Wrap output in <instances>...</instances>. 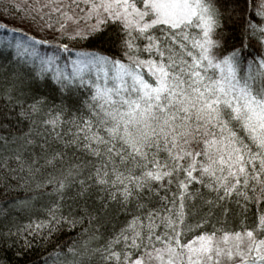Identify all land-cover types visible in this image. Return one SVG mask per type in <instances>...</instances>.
<instances>
[{"label": "snow or ice", "instance_id": "snow-or-ice-1", "mask_svg": "<svg viewBox=\"0 0 264 264\" xmlns=\"http://www.w3.org/2000/svg\"><path fill=\"white\" fill-rule=\"evenodd\" d=\"M86 2L89 3V17L92 13L97 17L96 24L87 29V36L99 39L101 47L69 52L64 67L71 71L57 69L53 75L62 90L69 84L77 86V82L79 87L87 85L92 101L89 106L98 118L97 127L103 126L108 139L98 133L85 139L104 144L108 153L106 159L112 160L114 165L130 162L132 167L142 169L139 176L125 177L113 167L112 183L123 185L121 203L135 196L137 208H143L145 205L138 190L145 185L151 190L149 181H161L174 171L182 170L185 175V181L179 184L181 203L175 215H166L164 221L172 235L164 233L162 240L161 235L155 233L159 213L150 210L144 217L146 224L139 216H132L113 234L106 246H102L107 253L102 258L115 260L116 264H145L146 259L155 260L157 264H213L214 260L215 264H220L224 254L230 260L234 255L240 257L238 264H264V216L259 217L257 225L261 229L260 238L254 236V230H246L243 236L235 232L236 251L229 248L225 252L217 243L215 233L195 234L194 229L199 224L184 223L183 204L186 182L197 179L193 175L197 169L201 176L215 178L216 187L222 185L226 195L241 182L247 186L251 172V179L262 186L260 199H264V52L252 56L245 54L248 28L253 30L252 35L259 34L261 47H264V0H258L255 6V15L261 23H255L245 13V42L239 47L228 43L220 23L222 14L213 0ZM102 14L119 22L123 32L120 46L125 49L127 63L103 51L106 38ZM76 34L81 38L85 35L79 31ZM137 38L148 41L143 49L149 53L147 58L130 54L138 47L134 44ZM28 41L39 43L32 37L17 41L18 53L28 50ZM58 51L68 52L67 45H60ZM59 59L58 54L42 59V70ZM31 107L37 110L36 104ZM85 126L90 128L87 122ZM115 141H119L121 147L117 148ZM161 142L171 167L167 163L160 164L155 158L148 161L152 149L159 150ZM91 151L99 154L98 148ZM113 155L118 161L112 159ZM248 165H252L251 169ZM217 172L221 175L217 176ZM97 182L108 181L97 172ZM81 185L79 195L83 196L87 186L83 182ZM59 187L63 189L64 183ZM109 198L115 197L110 194ZM245 198L248 199L247 194ZM88 215L90 222L97 220L91 212ZM188 232L193 233L192 238L184 242L183 234ZM152 237L164 246L148 247ZM228 238L229 234L225 233L222 237L225 244ZM121 240L124 241L121 250H113V245Z\"/></svg>", "mask_w": 264, "mask_h": 264}, {"label": "trees", "instance_id": "trees-1", "mask_svg": "<svg viewBox=\"0 0 264 264\" xmlns=\"http://www.w3.org/2000/svg\"><path fill=\"white\" fill-rule=\"evenodd\" d=\"M56 1L0 0V25H3L0 27V264H116L115 260L102 258L107 255L102 246H106V241L132 216H139L146 224V213L158 212L155 233L161 235L162 240L164 233L172 235L164 221L166 215H175L181 203L179 184L185 181V175L180 170L161 181H149L151 190L148 185L138 190L143 208H137L135 196L121 203L123 185L112 183L113 167L125 177L139 176L142 169L132 167L130 162L114 165L112 160L106 159L108 153L104 144L85 139L92 133L108 139L103 126L97 127L98 118L89 106L92 101L88 87H79L77 82V86L69 84L62 90L53 75L57 69L71 71L64 67L69 52L101 47L99 39L87 36V29L92 23L96 24L97 17L95 13L89 17V11L85 12L89 6L86 0H66L71 10L75 7L78 17L79 27H71L57 13L44 7L47 2ZM213 2L222 14L220 23L229 44L239 47L245 42V13L255 23H261L255 15L258 0ZM102 17L106 38L103 51L127 63L125 49L120 46L123 32L119 22ZM78 31L85 34L83 38L76 34ZM252 31L247 29V56L264 52L259 34L252 35ZM28 37L39 43L28 41V50L18 53L17 41ZM147 42L137 38L134 44L138 47L130 54L147 58L149 53L143 50ZM60 45H67L68 52L58 51ZM57 54L60 59L42 70L41 60ZM33 104L37 106L35 111ZM114 143L117 148L121 147L119 141ZM95 148L99 149V154H93L91 149ZM153 158L171 167L163 142L159 150L152 149L148 161ZM112 159L118 161L115 155ZM255 166L259 167L258 162ZM251 167L248 165L249 169ZM97 172L108 182L98 183ZM193 175L197 179L186 182L183 204L184 223L199 224L194 229L195 234L204 231L215 233V238H219L225 233L233 236L240 232L243 236L246 230H254V236L260 238L261 229L257 225L259 217L264 216V199H260L262 186L251 179V172L248 185L241 182L229 195L222 185L216 187L215 178L201 176L199 169ZM61 182L65 185L63 189L59 187ZM81 182L87 186L83 196L79 195ZM110 194L115 198L110 199ZM89 212L96 215L97 220L90 222ZM192 235V232L184 233V242ZM244 240L247 243L246 237ZM123 244V240L114 244L113 250L120 251ZM153 244L164 246L155 242L154 237L148 247ZM97 249L100 251H95Z\"/></svg>", "mask_w": 264, "mask_h": 264}, {"label": "rangeland", "instance_id": "rangeland-1", "mask_svg": "<svg viewBox=\"0 0 264 264\" xmlns=\"http://www.w3.org/2000/svg\"><path fill=\"white\" fill-rule=\"evenodd\" d=\"M47 3L45 4L44 7H46L47 9H49V11H51V12L57 13V15H59V17H60V19L62 21H65L66 20L67 23L71 24V25H69L71 27H77V28L79 27V25H77L78 17L74 13L75 7H73V9L71 10V8H70V6H68V3L66 2V0H61V1L60 0H57L54 4L48 3L49 5ZM86 11H89V6L87 7V9H85V12ZM85 12H83V14ZM92 25H94V23H92ZM216 241H217V243L220 244V246L224 249L225 252H227V250L229 248H231V250L233 252L236 251V248H235V238L233 236H229L228 243L227 244H225L223 242L222 237L216 238ZM238 260H239V257L238 256H235L234 255L232 257V259L230 260L226 255L222 254L221 255V258H220V264H238L237 263ZM145 264H157V262L155 260H152V261L146 260L145 261ZM213 264H215V260L213 261Z\"/></svg>", "mask_w": 264, "mask_h": 264}]
</instances>
